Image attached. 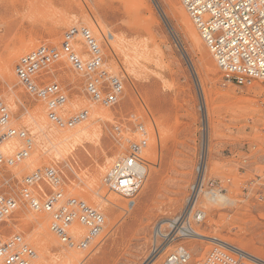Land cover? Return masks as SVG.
Masks as SVG:
<instances>
[{
    "label": "rangeland",
    "instance_id": "374dc122",
    "mask_svg": "<svg viewBox=\"0 0 264 264\" xmlns=\"http://www.w3.org/2000/svg\"><path fill=\"white\" fill-rule=\"evenodd\" d=\"M184 12L180 0H0V96L10 126L27 132L33 142L26 160L0 167V195L18 197L27 176L54 167L66 198L86 202L106 221L89 248L71 249L50 231V215L21 206L0 233L22 236L37 253L34 264H149L154 257L153 264H163L179 246L189 250L191 264H198L220 245L182 238L177 228L186 219L203 160L206 181L218 182L219 195L232 203L210 200L215 193L207 186L194 211L204 212L205 220L191 218V229L264 261V83L224 87L212 54ZM83 27L98 40L125 91L111 108L94 104L85 95L84 77L66 59L56 63L40 79L65 89L64 120L89 111L86 120L62 129L48 119L46 102L20 83L16 66L41 46L59 49L70 28ZM77 48L87 53L82 42ZM140 140L148 144L147 176L132 194L115 192L104 185V175ZM24 144L14 139L2 151L13 156ZM72 234L79 240L86 231L74 227Z\"/></svg>",
    "mask_w": 264,
    "mask_h": 264
},
{
    "label": "built area",
    "instance_id": "2783aa9c",
    "mask_svg": "<svg viewBox=\"0 0 264 264\" xmlns=\"http://www.w3.org/2000/svg\"><path fill=\"white\" fill-rule=\"evenodd\" d=\"M188 17L196 27L201 40L212 54L222 74L223 86L250 87L256 82L264 83V0H180ZM80 38V39H79ZM82 42L87 53L80 54L78 45ZM86 55V57H85ZM66 59L76 73L85 79V95L94 104L113 107L119 103L125 85L122 78L108 68L103 49L88 28H72L64 35L59 49L41 46L23 56L16 66V75L29 92L46 102L47 117L59 128H73L86 120L89 111H83L74 118L64 120L63 109L68 96L58 83L45 84L41 80L44 71ZM11 114L0 96V167L12 168L29 156L33 142L27 132L10 126ZM144 137L146 134L142 128ZM119 135L121 130L115 128ZM20 139L24 148L13 156H6L3 147L7 142ZM146 140L130 145L108 169L103 182L115 192L132 194L148 173L143 163V153L147 149ZM264 162V154L262 155ZM199 176V172H198ZM46 185L50 191H45ZM62 177L54 167L39 169L27 176L21 183L18 197L0 195V227L6 223L21 206H27L36 213H46L51 217L50 231L64 246L85 250L103 234L105 216L86 202L76 198H66ZM200 185L210 187V194L221 192L219 183L206 181L192 187V196ZM36 191V193H35ZM219 194V193H218ZM197 201V199H196ZM194 220L201 223L205 213L196 211ZM82 227L86 234L78 241L72 229ZM36 251L22 236L4 238L0 233V261L2 264H34ZM191 253L179 246L169 254L163 264H191ZM198 264H256L238 252L219 247Z\"/></svg>",
    "mask_w": 264,
    "mask_h": 264
},
{
    "label": "bare ground",
    "instance_id": "6f19581e",
    "mask_svg": "<svg viewBox=\"0 0 264 264\" xmlns=\"http://www.w3.org/2000/svg\"><path fill=\"white\" fill-rule=\"evenodd\" d=\"M177 3V2H176ZM177 10V9H176ZM180 10V9H179ZM181 11V10H180ZM183 12V11H182ZM182 12H180V13H182ZM185 12H186V10H185ZM184 12V14L187 16V12L185 13ZM71 17H73V16H71ZM187 18V17H186ZM185 24H186V26H187V28H189V31H190V34L192 35V38H193V40H194V42L195 43H197V42H199V39H198V35H197V33H196V31H195V29H194V27L192 26V24L190 23V21L188 20V19H185ZM184 24V23H183ZM72 27V26H71ZM186 28V27H185ZM71 29V28H70ZM56 39H58V38H56ZM201 42V41H200ZM59 43V42H58ZM202 45V44H201ZM201 45H200V47H201ZM206 57V56H205ZM204 57V58H205ZM207 59V58H206ZM205 59V60H206ZM208 60H209V58H208ZM194 71V70H193ZM199 90H202V89H199ZM204 94V93H203ZM203 108V107H202ZM204 109V108H203ZM107 113V112H106ZM109 114V113H108ZM206 117V116H205ZM109 118V117H108ZM207 122V121H206ZM204 125V124H203ZM205 127H206V125H205ZM207 129V128H206ZM206 131V130H205ZM208 131V130H207ZM206 131V132H207ZM101 132V131H100ZM95 134V133H94ZM206 134V133H205ZM99 136V135H98ZM97 136V137H98ZM207 136V135H206ZM205 136V137H206ZM126 137V136H125ZM207 139H208V137H206ZM99 140V139H98ZM207 141V140H206ZM124 142V141H123ZM206 144V143H205ZM121 150V149H120ZM206 150H207V148H206V145H205V147H204V155H205V153H206ZM120 152V151H119ZM110 160V159H109ZM115 160V159H114ZM104 167V166H103ZM105 169H106V167H105ZM103 170H104V168H103ZM102 171V170H101ZM207 171V163L203 160L202 161V163L199 165V167H198V172H199V176H198V179H197V181H196V184H198V183H200L204 178H206V172ZM99 172V171H98ZM103 172V171H102ZM101 173V172H100ZM105 176V175H104ZM103 177V176H102ZM96 179V178H95ZM98 180H99V177H98ZM89 182V181H88ZM91 184V183H90ZM105 185V184H104ZM100 186V185H99ZM196 188L198 189V191L195 193V195L191 198V199H189V206H188V208H187V212H186V215H185V217H186V219L184 220V222L182 223V225L180 226V227H178L177 228V233L178 234H180L181 235V237L182 238H187V239H189V237H194V238H196V239H198V240H206V241H211L212 243L214 242V243H217V244H219L220 246H222L221 248H224V249H227V250H229V251H232V252H238V253H240V254H242L246 259H248V260H250V259H252V260H254V261H256V262H258V263H260V264H264V261L261 259V258H259V257H255V256H253V255H251L250 253H248V252H246V251H244V249H242L241 247L239 248V247H235V246H232V245H229V244H227V243H225V242H223V241H220V240H218L217 238H210V237H208V236H206L204 233H202L201 231H198V230H194V229H191V223H190V219L191 218H194L193 217V213H194V211H195V208H196V206H197V203H198V200L200 199L199 197H200V195L201 194H199V191H201V189H200V185H198V186H196ZM91 189V188H90ZM109 189V188H108ZM107 189V190H108ZM111 190V189H110ZM89 191V190H88ZM94 192V191H93ZM96 192V191H95ZM92 193V192H91ZM99 193V192H98ZM94 193H92V194H90V196H92ZM101 194V193H100ZM99 195V194H98ZM93 196H95V195H93ZM191 196H192V194H191ZM95 197H97V196H95ZM94 197V198H95ZM108 197H111V196H109V194H108ZM91 198V197H90ZM93 198V197H92ZM93 198V199H94ZM107 198V197H106ZM97 199H98V197H97ZM97 199H95L96 201H97ZM103 199H105V198H103ZM109 199V198H108ZM196 199H197V201H196ZM85 200V199H84ZM95 200H93V202L95 201ZM210 200H212L213 202H216V201H224V202H226L227 204H229V203H232L231 201H228L226 198H224L222 195H219L218 193H215V195L213 196V198H211L210 197ZM102 201V200H101ZM100 201V202H101ZM107 201V200H106ZM98 202V201H97ZM109 202V201H108ZM187 202V201H186ZM223 202V203H224ZM102 203V202H101ZM104 204V203H103ZM107 204H109V203H107ZM99 205V204H98ZM91 206V205H90ZM104 206H107L106 205V203L104 204ZM111 206V205H110ZM96 207V206H95ZM115 207V206H114ZM94 208V207H93ZM186 209V208H185ZM173 219V218H172ZM176 223H177V220H174V221H170V225L171 226H173L174 227V225H176ZM176 228V227H175ZM186 229H188V231H186ZM185 230V233H187V235L188 236H183V231ZM190 230V231H189ZM160 236H162V237H164L162 234L160 235ZM74 239L76 240V241H78L75 237H74ZM218 245V246H219ZM219 246V247H220ZM72 249H75V248H72ZM156 260V258L154 257L151 261H150V263L149 264H153V262ZM251 261V260H250ZM253 262V261H252ZM254 263V262H253Z\"/></svg>",
    "mask_w": 264,
    "mask_h": 264
}]
</instances>
